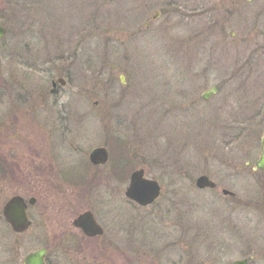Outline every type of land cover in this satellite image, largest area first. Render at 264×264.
Instances as JSON below:
<instances>
[{
	"label": "rangeland",
	"instance_id": "374dc122",
	"mask_svg": "<svg viewBox=\"0 0 264 264\" xmlns=\"http://www.w3.org/2000/svg\"><path fill=\"white\" fill-rule=\"evenodd\" d=\"M43 1L37 8L24 1L26 18L14 10L8 22L0 0V215L16 195L37 199L31 211L39 227L70 229L91 211L105 236L80 237L79 254L64 264H264V172L254 170L264 135V61L237 91L231 34L240 18L229 19L221 0H207L215 32L194 61L196 45L185 41L189 0H127L110 19L103 8L107 20L98 23L92 0ZM224 24L222 43L216 27ZM190 69L202 73L201 86ZM58 79L66 85L51 93ZM213 87L220 92L202 101ZM118 139L134 167L123 182L109 178V148L116 158L124 151ZM100 147L110 152L95 174L101 181L72 186L67 172L89 173V155ZM139 169L162 188L147 207L125 195ZM200 176L217 188L199 190ZM6 229L0 221V260L20 262L30 250L2 235Z\"/></svg>",
	"mask_w": 264,
	"mask_h": 264
},
{
	"label": "flooded vegetation",
	"instance_id": "af4514ba",
	"mask_svg": "<svg viewBox=\"0 0 264 264\" xmlns=\"http://www.w3.org/2000/svg\"><path fill=\"white\" fill-rule=\"evenodd\" d=\"M188 2L190 4V7L186 8L185 10H187L186 21L190 23V29L189 36L185 41L187 46L196 45L195 49L198 50L199 53L190 50V54L191 60L197 61L201 59L202 52L206 51L208 43V32H215V28L213 24L208 26L207 19H205L208 16L207 13L209 7L207 0H189ZM219 8L228 13L227 17L229 19H233L237 16L240 18L237 25L234 26L235 28H237V32H232L231 34V39L237 44L234 48L236 52V58L234 71L231 75V81L233 80L238 83L236 89L237 91L242 90L245 89L246 85L250 81H252L254 78L256 79L255 76H257L259 60L264 61V37H262V34H264V0H221V5ZM223 18L224 17H220V20H223ZM202 20L205 21L203 22ZM225 23L228 24L229 21L226 20ZM146 25L149 26V23H147ZM221 28L222 30L219 31ZM216 29L220 33L223 43V40H225L223 38V32H225V24L223 25V27L217 26ZM256 33L260 34L261 37L256 36ZM191 72L193 78H196L199 86H201L203 77L202 73L197 70ZM229 82L230 80L223 81V83L225 84ZM261 87H264V85ZM58 88L59 87L57 85V87L55 88L56 91ZM213 89H216V92L211 95L212 97H215L220 92L219 88L213 87L210 90H207L201 96L202 101L207 102L209 99H211V96L209 99H204L203 96L208 91H211ZM198 102L199 101L197 100L193 103L197 104ZM34 199L36 200V202L33 205L28 204L27 209V214L31 225L29 229L23 233L15 232L5 221L3 213L0 215V221H3L4 225L7 228L2 232V235L7 232V234L11 236V241L13 242V244L16 243L18 246L22 248H28L30 250L22 258V261L12 264H25L27 257L33 253H42L44 264H64V259L71 255L76 257L77 254H79L78 252H80V244L82 242L80 241V237L87 243L100 242L102 240V238L100 237H87L86 235H84V233L80 229L74 227L73 222L75 219H73V221L71 222L70 229L69 227L50 229L48 227H51L53 225H49L48 223H44L45 227L44 225L39 227V220L35 218L34 213L31 211V209L36 207L37 204V199ZM29 200L30 198L26 200V202L28 203ZM40 215V218L43 221L50 220L49 218L46 219L47 215L45 213ZM98 223L102 226L99 221ZM59 226L63 227L62 224H60ZM0 259H2V257ZM246 260L248 261V264H252V258L250 260ZM72 262L73 260L70 263ZM0 264H4V262L0 260Z\"/></svg>",
	"mask_w": 264,
	"mask_h": 264
},
{
	"label": "water",
	"instance_id": "95a60500",
	"mask_svg": "<svg viewBox=\"0 0 264 264\" xmlns=\"http://www.w3.org/2000/svg\"><path fill=\"white\" fill-rule=\"evenodd\" d=\"M6 30L0 26V42L5 37ZM64 86L66 81L64 79H58L53 83V90L51 93H55L57 85ZM216 92L213 89L207 92L203 97L209 99L211 95ZM90 162L95 166H104L109 161V152L106 148L100 147L94 149L89 155ZM256 171L264 172V136L262 138L261 156L255 164ZM196 187L199 190L215 189L217 184L207 176H200L196 180ZM162 188L159 182L156 180L148 179L144 169L135 171L131 177L129 186L125 192L126 198L130 201L138 204L142 207H147L154 204L161 196ZM223 195H233L228 190L222 191ZM36 202L34 198H31L27 203L21 196H15L11 198L3 209V215L5 220L10 224L11 228L17 233H23L29 229L31 223L28 218L27 209L28 204L33 205ZM74 227L82 230L87 237H102L105 233L104 229L97 222L94 214L91 211H86L79 215L73 222ZM248 261H238L234 264H247ZM25 264H44L42 253H33L29 255L25 261Z\"/></svg>",
	"mask_w": 264,
	"mask_h": 264
},
{
	"label": "trees",
	"instance_id": "16d2710c",
	"mask_svg": "<svg viewBox=\"0 0 264 264\" xmlns=\"http://www.w3.org/2000/svg\"><path fill=\"white\" fill-rule=\"evenodd\" d=\"M2 2H4L5 4V13L7 14L5 17L6 19L8 20L9 22V15H14V10L15 11H18V12H21V14L26 18L27 16V13L26 12V8L28 6V4H26L27 2H24V1H27V0H1ZM29 1H32V3H29V5L33 4L36 6H39L41 7L44 3L43 0H29ZM93 4L95 5V20H97V23H98V18H103L101 20H107V19H110L111 17V13L118 7V6H121L125 5L126 2H128L127 0H92ZM127 6V4H126ZM125 6V7H126ZM103 8H110L109 11L106 12L105 17H102L101 16V12L103 10ZM18 9V10H17ZM23 9L25 10V12L23 11ZM131 11V10H129ZM130 13V12H128ZM9 14V15H8ZM110 15V16H109ZM8 16V17H7ZM109 21V20H108ZM95 24V23H94ZM97 28V26H96ZM101 36V35H100ZM98 38V37H97ZM101 39H102V36H101ZM117 141V145L118 147L120 148V151L122 149H124V151L118 156V158L115 157L114 154L117 153L116 149L114 148V145H112V148L110 147V151L112 153V156H113V161H112V166H113V170H111V173L114 175L113 177H111V175L109 176V178H120L121 176H123L121 182H123L124 180L128 179L129 178V173L131 172L130 170L132 169L133 170V159L131 158V151H130V147L128 145V143L122 139H118L116 140ZM92 169L89 173H85V174H78V175H73L71 177L69 173H72L71 171L70 172H67V177L65 178L67 181H70L71 180V183L74 184L72 186L74 187H77V186H80V185H84L87 183V185H89L90 187H92L91 185H94L96 182L98 181H101L98 177L96 176L95 174L97 172H100L99 170L102 168L101 167H95L93 165H91L90 163L88 164L87 166V169ZM110 173V174H111ZM90 176V180L88 179V177Z\"/></svg>",
	"mask_w": 264,
	"mask_h": 264
}]
</instances>
